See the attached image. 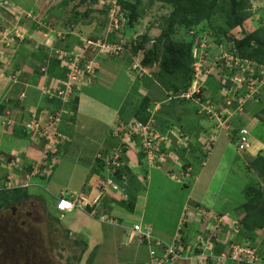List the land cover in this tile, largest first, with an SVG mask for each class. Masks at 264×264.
Listing matches in <instances>:
<instances>
[{
    "label": "crops",
    "instance_id": "1",
    "mask_svg": "<svg viewBox=\"0 0 264 264\" xmlns=\"http://www.w3.org/2000/svg\"><path fill=\"white\" fill-rule=\"evenodd\" d=\"M94 15L95 14H92L90 16ZM94 17L98 19L99 23H94L95 19L93 18L90 19L89 22L84 23L79 29L78 37L75 34H69L70 36L67 38V42L64 43V45L68 48H70L72 44L75 46L79 45V33H82L81 31L91 29L93 35L100 32L102 34L104 28L102 25L103 22L105 23V18L102 20L99 16ZM6 18V11L0 7V31L1 28L10 24ZM4 21H7L8 24H5ZM34 28L35 26L28 25L29 30H34ZM77 29L78 28H75L76 31ZM125 34L128 35L127 32ZM179 35H181V33ZM22 43H24L22 46H31V49L26 47L21 48L19 51L17 48L18 51H16L14 59L10 62L11 67H7L6 62L0 60V152H3L8 159L16 158L19 163L18 167L13 169H7L8 167L4 163L5 169L2 168L0 174L9 176L12 179L14 187H25L28 189L29 193L31 192L30 186L43 188L47 194L49 191L55 199V208L59 198L62 196L72 197L82 195L93 197L94 192H92L88 184L91 174L99 170V165L95 162L97 154L100 151L112 148V146L116 144L118 139L113 138L116 128L119 127L120 124L130 123L136 120L134 115L135 111L141 101L144 98L149 97L152 100V105H159L158 110L156 111L158 118L157 120L155 119L158 130L163 134H171L173 138L172 144L163 145L164 153L168 155L166 157V164L164 165L163 163L161 164V169L154 170L158 173V188L160 186H163V188L167 187L165 188L166 193H169L171 190L176 192L178 189L177 185L190 189L188 194H180L176 198L173 194H167L166 201L160 199L158 202V214H155L156 218L151 221L146 220L147 191H144L142 188L136 190L128 181L129 178H127L122 186L125 190H128V187L129 190H136L135 192L130 193L132 195L131 197L134 198V209L133 211H129L119 200L115 205H112V208L108 207L106 213L114 220L115 224L102 223L87 211L82 210H75L61 214V217L63 218L62 226L70 232L69 235H71L73 239L77 238L87 242L88 247L86 251L91 252L97 249L104 244V240H106L109 235H116L114 230L107 228L113 226L124 231V237L129 248L134 246L133 250H129L130 253L126 259V262H128L127 264H144L148 262L150 258L148 246L140 245L136 241L131 243L128 241L130 229H132L134 225H151L155 237L170 243L177 232L182 214L186 213V215H189L187 218V225L184 226L187 232V240L195 242L199 235H204L205 233L208 235V231L213 227V223L208 224L206 221H203L195 208L198 207L212 210L219 215L227 214L234 218L239 216L237 209L244 203L235 204L236 208H230V204L232 203L231 198H227L226 196L221 197V195L224 193V190L226 189L225 187H236L234 178H232V182H229L230 176L232 175L231 170H233L234 167L232 161L235 159V155L242 159L243 154L236 153L227 137L217 131L215 123V126L211 127L204 128L202 126V123L206 124L205 122L209 121L211 125L212 122L206 114L201 111L199 103L191 100H186L185 102L168 101L164 96L168 95L169 98L172 91H168L166 87L158 81L153 72L147 70L151 73L152 77L145 76L144 78L137 80L131 72L132 58L130 56H123L118 59L110 58L111 60L106 62L103 66V77L107 78L108 76L114 83H118V75L111 70L113 67L118 66L121 72L128 77L130 82L126 89L127 99L115 115H113V112H110L112 117L108 119L110 122L108 126H104L103 128L102 124L92 125L88 122H82V120L77 124L76 119L80 113H84L81 114L83 116L98 115L103 121V112L109 113L108 110L105 109L108 108V106L93 97L94 93L85 92L84 88L78 93V110L74 115V119H71V117H69L71 116V111H67L70 102L47 100L46 96H43L41 91L40 85L42 83H44V87L51 91L55 90L57 87L63 86L62 82L64 81L60 80V78H63L61 70L58 67L57 70L52 69L53 67H51L50 64H48L49 66L46 72H42V69L39 70L37 66H34L33 60H43L42 57L46 56L43 48L39 47L40 44H37V42L35 44L32 39H27ZM3 45L4 44H2V46ZM18 45L16 47H18ZM60 45H57V47L59 48ZM13 51L14 50L11 48L7 49V52ZM215 56L216 55H214V57ZM209 62L210 64L215 63V60L213 62L212 56H210ZM47 63L50 62L47 61ZM213 64H211V66H214ZM42 68H44V66ZM58 70H60V74H58ZM152 70L158 71V67L155 65ZM53 73H56L57 75ZM213 74L212 71L211 76ZM145 79L155 81L152 83L158 85V93L155 88L148 91L142 86ZM44 80L45 82H43ZM210 80H208L206 84L207 93L205 97L216 101V99L210 97L208 93V84ZM46 83H48L47 86ZM95 83L96 80L91 85L92 89L95 86ZM106 90L112 92L111 89ZM131 95L134 98L132 101ZM73 99H71V102ZM94 104L98 106L93 108V106H96ZM99 105H103L105 108L99 107ZM62 109L67 116L61 118L59 125L50 126L51 130L53 128L56 133L59 134L60 132L62 134L59 142L57 140V143L54 145H48L49 140L45 137L40 138L39 135L33 137L29 134H25L24 131L26 125L34 118V114L37 115L38 118L40 117L41 132L44 131L42 128L49 126L51 121L54 120L53 117L61 112ZM152 110H154V108ZM46 114L50 115L46 117ZM259 114L260 113L258 112L246 110L245 106L244 116H237L236 119L242 126H245L248 129V126H250L253 119H258L257 116ZM194 117L201 122L200 127L192 124L191 120L194 119ZM203 118H205L206 121ZM75 125L80 129L78 130L76 128L75 131L68 129ZM90 126L94 133L105 129V135L101 139H94L89 149H83V147L85 148L87 141L84 137L86 135L84 131L88 130ZM182 132L184 134L188 132L187 135L190 140L187 141V146L181 145L177 140L178 134ZM199 133L202 138L199 137ZM213 134H216V136L220 138L224 136L231 147L228 145L217 149L220 140L218 139V142L214 147L216 150L214 154H211V158L209 159L210 162L202 168L201 161L206 155L204 144L209 135L211 136ZM250 141L251 148L248 149L249 151L254 147L251 135ZM59 145H61L60 148ZM59 149L61 150L59 151ZM50 150L54 157L49 158L48 156V159H46L45 156L47 155L45 153ZM140 150H142V148L139 146V143H133L129 147L128 153L125 154L126 164L129 165V168L136 176L137 183L138 178L144 175L141 164L142 154L140 153ZM248 150L244 152V155L248 158L247 167H249V160L255 158L258 153L263 152V149H261L253 154ZM229 153H231V155ZM214 155L217 157L214 158ZM58 156H60V158ZM218 156H220L219 160ZM142 160L145 164L144 159ZM54 164L57 165L56 169L53 173H49L51 172V166ZM188 165H192L195 168V175H199L198 181L195 179H189L188 183L182 185L168 177L169 173L179 172ZM154 171H152V174ZM249 174L250 173H248L247 169L245 174L247 179L244 177L245 185L239 182L241 188L245 189L248 186L246 180L250 177ZM151 183H153L152 176ZM213 190H217L216 195L212 192ZM33 196L38 197L42 195ZM43 197L44 199L48 198L47 195ZM176 200L177 202H175ZM44 203L46 202L44 201ZM186 205L192 206L191 212H184ZM160 209L162 210V213H160ZM231 209L235 212H231ZM161 215L165 216L161 217ZM156 223L158 225H156ZM226 228L229 227L226 226ZM230 228L232 229L231 226ZM238 234L239 235L234 239L235 242L245 243L247 240H250L247 237L243 239L245 236H240V232ZM255 240L263 245L262 248H264V235L258 232ZM160 251H163V249L160 248ZM217 251L225 252V247L220 245ZM86 255L88 257L90 254ZM143 260L144 262H142ZM184 262L188 261H183V263Z\"/></svg>",
    "mask_w": 264,
    "mask_h": 264
},
{
    "label": "rangeland",
    "instance_id": "2",
    "mask_svg": "<svg viewBox=\"0 0 264 264\" xmlns=\"http://www.w3.org/2000/svg\"><path fill=\"white\" fill-rule=\"evenodd\" d=\"M0 0V7L6 10V20L4 21L5 26L4 29L1 30L0 34V59L4 60V62H11L16 55V51H20L21 48H29L31 46L26 45L22 46L24 41H19V38H14L15 34L18 33L20 36H27L28 34L30 38H32L33 42L36 44H40L39 47L43 48L44 52L46 53L45 57H42L43 60H33L34 66H37L39 70L42 69L44 66V70L47 71L48 64L47 61H51V57L53 53L59 52L57 49V45H60L61 42L67 37L69 34H75L78 37V31L82 27L84 23L83 20H79L76 22L77 19L80 18V14L83 12L90 11L94 12V16H99L101 19L103 17V11L96 10L94 8V4L90 3V0ZM8 6H3V4L7 3ZM127 0L122 1L123 2ZM135 1V0H131ZM140 18L136 23L134 28H131L130 25H124L121 27L115 34L114 37L109 39H104L103 37L99 38L105 40L108 43H121V40L127 44L132 42H139V38L144 34H149L151 37L158 36L161 33V30L165 27L164 25V18L167 17L169 13V9L159 0H141L140 1ZM252 4V17L250 20L244 22L246 26V30L248 32H252L256 29L257 26L260 24V19L264 16V0H251ZM125 14H127V10L124 8ZM19 11L18 16L23 15L24 17L21 19L20 24H16L17 21L14 20L16 15L15 11ZM25 10L26 12H30L31 22L27 23L26 20V13H21L20 11ZM100 11V12H99ZM94 16H90L89 19H95L94 23H99L98 19ZM127 16V15H126ZM106 23H109V18L106 16L105 19ZM24 22L27 23V27L25 26ZM28 25L35 26V29L30 31L28 29ZM75 28H78L77 31ZM87 29V28H86ZM85 29V30H86ZM6 31V32H5ZM206 32L212 34L211 37L207 36L206 40L208 43L211 44L210 48V56L212 59L215 58L214 55L218 56L221 52L217 45L225 44V42L218 43L215 39L217 38L215 34L213 35V31H211V27L209 29H205ZM11 32V37L14 39L4 38V36ZM79 33L81 38L86 43L88 40H92L87 38L84 35L92 33V30L81 31ZM128 33L126 35L125 33ZM6 33V34H3ZM111 34V33H109ZM106 35V34H105ZM181 36V35H180ZM42 37V38H40ZM79 38V39H81ZM78 39V40H79ZM98 39V40H99ZM96 41V40H94ZM2 44H4L2 46ZM19 44V45H18ZM83 42L80 40L79 46H82ZM18 45V47H16ZM22 46V47H19ZM134 46V45H133ZM16 47V48H15ZM75 47L74 44L71 45L70 50ZM14 50L13 52H7V49ZM18 48V50H17ZM85 48V46H84ZM66 52L67 55L70 54V50L60 49ZM224 50V49H223ZM140 52L136 57L135 60L141 58ZM83 54V53H82ZM66 56V55H63ZM89 56H92L91 51L89 52ZM121 56V55H120ZM118 56V57H120ZM114 56H110L112 58ZM47 60V61H46ZM111 60V59H110ZM46 61V62H44ZM109 60H102L101 67H100V75L98 79H96L95 86L93 89L91 86H88L84 89L85 92L94 93L93 97H95L101 103H105L108 108H105L103 105H99V107L105 108L108 110L109 113L103 112V121L99 118L98 115L95 116H83L80 113L77 116L76 123L80 122H88L89 124H102L104 126L109 125L108 119L112 116L110 112H113L115 115L120 107L124 104L125 100L127 99L126 89L130 84L129 79L125 74H123L118 66L113 67V70L119 77L118 83H114L111 78L107 76V78L103 77L102 71L103 66ZM1 64V63H0ZM213 64V63H211ZM214 65V64H213ZM226 66L222 62L219 65V61L217 64L212 66L213 75L211 76V80L208 84V93L209 96L215 98L216 101L222 100L223 96L225 95V89L222 87H226L228 85V80L226 79L225 75H227ZM63 72V70H61ZM58 70V74L61 73ZM57 75L56 73H53ZM133 74V73H132ZM122 75V76H121ZM133 76L140 80L142 79L140 76L136 77L134 74ZM154 77V75H153ZM214 81H213V80ZM45 82V80L43 81ZM153 80H144L143 87L151 91V89H156L158 93V85H156ZM48 83H46V86ZM41 88L44 87V83H42ZM49 87V86H48ZM111 89L112 92L106 90ZM263 91L259 93L256 97H258L259 101H249L246 104V110L258 112L264 118V88ZM207 93V88H205V94ZM133 94V93H131ZM168 99V95L164 96ZM255 97V96H253ZM255 97V98H256ZM134 98L131 95V101ZM60 101V100H58ZM70 105V104H69ZM96 105V104H94ZM98 105L93 106L96 108ZM70 112V111H69ZM74 115V114H73ZM71 114V116H73ZM67 116L64 113V117ZM203 116V115H202ZM205 121L206 119L203 118ZM193 125L198 127L201 126V122L198 121L196 117L191 120ZM211 125L209 121L205 122L206 124L202 123L204 128L214 126V122L211 121ZM79 130L76 125L73 127H69L73 131ZM250 131V135L252 138V144L254 143V147L249 151L250 153H257L258 150L260 151L263 149L262 155L264 156V123L260 119L254 118L253 121L248 126ZM86 135L84 136L86 141L85 148L89 149L92 145L93 140L101 139L105 135V129H102L96 133L92 132L91 126L88 130L84 131ZM186 133V132H185ZM188 133V132H187ZM186 133V136H188ZM190 134V133H189ZM194 135V134H193ZM199 137L202 138L201 134L199 133ZM212 137V136H211ZM219 146H228L229 143L226 141L225 137L219 138ZM218 142V141H217ZM230 146V145H229ZM231 147V146H230ZM216 148L212 150V154H214ZM233 153V152H232ZM231 155V153H229ZM213 156V155H212ZM217 157L214 155V158ZM235 159L232 161V165H234L233 170H231L230 181L232 182V178L236 182V187H225L224 193L221 197L226 196L227 198H231V206L230 208H236L235 204H240L245 202V190L241 188L239 182L245 185V176L247 170V161L248 158L243 154L242 159L238 158L237 155L234 157ZM56 159V158H55ZM207 163L210 162L207 158H203ZM220 156H218V160ZM57 161V159H56ZM167 161H164V165ZM246 162V163H245ZM231 163V162H230ZM243 173V175H242ZM152 174V173H151ZM0 176H3L2 174ZM152 180L153 183H149V186L144 191L146 192V203H147V216L146 220L151 221L155 217V214H158V202L161 200L166 201L167 194H173L176 198L180 194H188L190 189L183 187L181 185H177V191L171 190L169 193H166L167 187L163 186L158 188V173L153 172ZM199 178V177H198ZM36 181V180H34ZM247 184L249 185L252 183V178L249 177ZM249 182V183H248ZM19 187V186H18ZM58 187V186H56ZM239 187V188H238ZM164 189V190H163ZM30 194L33 195H47L48 198L41 200L36 196H33L29 199L22 200L19 203L7 206L0 210V264H87L84 261L86 254L94 253V260L93 263L90 264H127L126 259L129 256V250H133L134 246L127 245L125 240V233L121 231L120 228L109 226L110 230H114L116 235L108 236L106 240H104V244L98 247L97 249L89 252L86 251L85 255L82 254L81 261L74 260L75 256L79 255V249L74 247L72 236L67 238V229H65L63 224V218L61 214L57 212L55 205H54V197L47 192L43 188L33 187L30 186ZM212 192L215 193L217 190H213ZM166 193V197H165ZM182 198V197H181ZM184 198V197H183ZM44 201L46 203H44ZM177 202V200L175 201ZM241 204L240 206H242ZM229 206V205H228ZM239 206V207H240ZM238 207V208H239ZM162 213V210H159ZM231 212H235L231 209ZM154 216V217H152ZM158 216V215H157ZM165 215H161L164 217ZM59 218L60 224L55 220ZM158 220V218H157ZM161 222V221H160ZM156 225H158L156 223ZM223 230L225 228L223 227ZM228 231L232 235H236L235 230L228 229ZM261 234L264 235L263 231H259ZM242 234V232H240ZM239 235V234H238ZM157 238V237H156ZM264 242V241H263ZM70 260V261H69ZM188 260H179V264H190V262H184ZM144 262V260L142 261ZM228 264L233 263L232 261H228ZM226 263V264H227ZM134 264V263H132Z\"/></svg>",
    "mask_w": 264,
    "mask_h": 264
},
{
    "label": "built area",
    "instance_id": "3",
    "mask_svg": "<svg viewBox=\"0 0 264 264\" xmlns=\"http://www.w3.org/2000/svg\"><path fill=\"white\" fill-rule=\"evenodd\" d=\"M123 0H98L95 4L96 8L104 11L109 18L108 32L115 33L121 27H123L128 19L122 6ZM8 4V3H6ZM32 14L26 12V17L31 19ZM241 31L233 33L235 38H240ZM188 38L192 37L194 49H193V70L194 80L192 85L179 94L170 93L168 101H195L200 104L201 111L206 114L209 120L213 121L216 125L217 131L227 137L233 146L234 150L238 154H243L248 148L251 147L250 132L249 130L240 124L236 119L237 116L243 117L245 106L249 101L258 102L256 97L263 91L264 88V66L259 65L253 60L242 58L238 55L235 48L231 46V42L228 43L227 48L225 45H217L221 52L218 56L213 58L215 64L222 61L227 67L228 85L224 87L225 95L222 100L214 101L205 97V88L207 81L212 74V66L209 62L211 44L208 43L206 37H211V33L204 32L199 33L195 30L186 31ZM85 46V48H84ZM132 44H125L122 40L121 43H108L105 40H88L82 46L75 47L70 50V54L58 50L55 55L62 61V68L66 73V82L63 88H57L55 90H48L46 87L41 88L43 96H49L50 99L57 98L63 102L69 101L71 95L76 93V90H80L82 85H88L92 82L93 78H96L99 73V66L102 58L106 56L120 55L132 57L131 72L136 76L144 78L145 76L152 77L151 73L147 71L145 67L141 65L138 60H135L131 49ZM224 49V50H223ZM91 51L92 56H89ZM83 53V54H82ZM66 55V56H63ZM1 60V59H0ZM9 65V62H6ZM43 72H46L42 69ZM58 90V92H54ZM255 96V97H253ZM158 104L154 107L152 116L146 123L139 120L127 124H120L115 130V136L121 137V142L128 148L133 144L136 139L140 143V147L143 148V152L147 154L148 164L151 168H160V165L156 162L159 159L160 164H163L166 156L162 154V146L166 144H172L173 138L171 134H163L157 128L155 120V112L158 110ZM64 111L57 113L50 125L42 128L44 131L40 132V119L34 118L26 125L25 131L33 137L39 135L40 138H47L48 145H54L60 141L61 135L57 134L54 129H50L51 125L57 126L63 116ZM50 114H46L48 117ZM238 123V125H237ZM214 125V126H215ZM54 126V127H55ZM212 136V137H211ZM209 135L205 141L204 149L206 158H211L212 150L217 144L220 137L216 134ZM177 140L181 145L187 146L189 136H186L183 132L178 134ZM47 145V146H48ZM124 146V147H125ZM51 151V150H50ZM49 152V151H48ZM48 152L45 154V158H48ZM122 147L114 149L111 155L103 156L98 155L104 162L105 174L94 173L89 181L91 190L95 193L94 198L86 196H72L68 198L62 196L57 203V210L61 213L71 212L75 209L86 210L89 207L93 208L92 214H96L98 210L103 208L104 200L107 198H117L120 200H128V194L124 187L126 178L121 181L115 180L117 169L122 165L120 158L122 157ZM7 164V169L17 168L18 160L11 159L7 161L4 154H0V170ZM207 161H201V167L204 168ZM194 167L188 166L185 169L169 173L170 179L177 183L185 185L189 182V179H197V175L194 173ZM1 172V171H0ZM1 175V174H0ZM6 176V175H5ZM8 180H0V189L3 185L6 187H12L11 178L6 176ZM188 211V207L186 208ZM200 216L207 221L208 224L213 223V227L208 231L206 237L199 236L194 243L184 246V235L182 227H179L175 238L170 243H165L162 240H155L153 236V229L147 224H136L130 229L129 242L137 241L139 243H154L156 246H163L165 251L162 256L156 255V252L151 250L150 262L148 264H174L179 260H188L190 264H226L228 261L234 263H248V264H264V258L260 257L258 253V247L252 244H240L233 242L232 238L226 234L223 227L226 221H230V224L234 228H239V221L231 219L229 216H222L215 213L212 210H198ZM102 221H108L114 223L113 219H107L105 216H101ZM219 245H226L227 250L220 254L216 253V247Z\"/></svg>",
    "mask_w": 264,
    "mask_h": 264
},
{
    "label": "trees",
    "instance_id": "4",
    "mask_svg": "<svg viewBox=\"0 0 264 264\" xmlns=\"http://www.w3.org/2000/svg\"><path fill=\"white\" fill-rule=\"evenodd\" d=\"M97 1L98 0H90V3L94 4V8L96 10H100L95 7ZM140 1L141 0H135L133 2L131 0H127L123 2V6L127 10L126 15L128 21L126 25H130L131 28L135 27L140 18ZM159 2H162L169 9L167 17L164 18L165 27L161 30V33L158 36L151 37L149 34L142 35L139 38L138 45H134L131 49V52L133 56L136 57L139 54L140 50L143 51V56L139 59V62L148 71L153 72L158 81L164 87H166L168 91H172L177 95L183 91H186L192 85L194 80V44L192 37L188 38L186 36V31L188 30H195L199 33H204L205 29H209V27H211V31H213V35L215 34V36L217 37L215 40L218 43L224 41V45L226 46L229 42H231V46L236 49L238 55H240L242 58L253 60L259 65L264 66V16L260 19L259 26H257L253 32H248L244 26V22L252 17L251 0H159ZM93 13L86 10L85 12H83V14H80V18L77 19L76 22H79V20L89 22L90 15H92ZM106 16L107 14L103 11V17H105V19ZM102 26L104 28L106 27V21L105 23L103 22ZM239 31H241V37L235 38L233 33ZM180 33L181 36L179 35ZM101 35L102 34L100 32L95 35L90 33L84 36L92 40H98L99 38H101ZM111 37L114 36H110V38ZM66 42L67 39L65 38L59 48L66 50L68 48L64 45V43ZM149 43H152V45L149 46ZM123 56L125 55L112 58L118 59ZM102 60H110V55ZM49 64L51 67H53L52 69L54 70H57L58 68L60 70H63L61 65L62 61L58 57H53ZM220 64H222V61L219 62V65ZM155 65L158 67V71L152 70ZM100 67L101 64L99 66V70ZM62 77L63 78H60V80L64 81L62 82L64 86L67 80L65 71L62 72ZM95 80L96 78H93L90 84L82 85L80 90L91 86ZM75 91L76 95L73 97V101L70 102V105L67 108V111H71L72 115H75L78 110L77 96L79 90L75 89ZM48 97L49 96L47 95V100H49ZM178 102L185 101L178 100ZM151 107L152 109L155 107V105H152V100L149 97L144 98L134 113L136 120L146 123L152 116ZM262 111H264V109ZM74 115L69 117H71V119H74ZM257 117L264 123V118L261 116V114H259ZM157 118L158 117L156 114L155 119L157 120ZM24 132L25 134H29L26 131ZM59 134L62 135L60 132ZM137 140L138 139H136V141ZM120 144L123 146H121ZM120 144L116 143L112 146V148L100 151L97 154L95 160V162L99 165V170H97L101 174H105V171L103 169L104 162L100 160V157H98V155H111V152L114 149L121 146L123 153L122 157L120 158V162L122 163V165L117 169L115 180L121 181L123 177L129 178L128 181L131 185L134 186L136 190H139L140 188H142L143 190L147 189L149 183H151L152 171L158 170L159 167L151 168L149 166L147 160L148 156L143 152L142 148V151L140 150V153L142 154L141 164L144 175L138 178L137 183L136 176L125 161V145L121 141ZM60 147L61 145H59V148ZM125 148L129 149V147L127 148L126 146ZM60 150L61 149H59V151ZM162 151L164 152V146H162ZM51 153L52 151L48 152L49 158L54 157V155H52ZM58 157L60 158V156ZM204 157L206 158V156ZM142 159H144L145 164L142 162ZM156 162L158 163V165H161L159 159L156 160ZM248 165L249 167H247V169L248 173H250V177L252 178V183H250L244 189L245 202L237 209V211L239 212L238 215L242 230L241 236H245L243 237V239L248 237L250 240H252L256 238L257 230H264V156L262 155V152L258 153L255 158L249 160ZM56 166V164L51 166V172L49 173H53L56 169ZM1 179L2 181H7L3 176H0V180ZM136 190H129L128 187L127 193H129V200L127 202H121L122 205L129 211H133L135 204L134 198L131 197L132 195L130 193H133ZM31 197L32 195H30L28 189L25 187H6L3 185V188L0 189V210ZM37 198L44 200L43 195L38 196ZM114 201L115 200H106V205L112 208ZM55 220L60 224L59 218H56ZM66 231L68 233L66 237L69 238L71 236L69 235L70 232L68 230ZM204 236H207V234L205 233ZM71 238L73 240L72 242L74 244V247L78 248L80 252L78 256L74 257V260L80 262L82 260V254L85 255L86 253L88 244L85 240H80L77 238L73 239V237ZM191 243L193 242L185 241L184 246ZM142 245L148 246L147 242ZM150 247L154 252H156V255L158 256H162L163 254H165V250L160 251V248L157 247L154 243L151 244V246H148V250ZM150 259L151 258H149V261L144 264H148L150 262ZM93 260V254H90L88 257L86 256L84 259L87 264L93 263ZM178 262L179 261H176L174 264H177Z\"/></svg>",
    "mask_w": 264,
    "mask_h": 264
},
{
    "label": "clouds",
    "instance_id": "5",
    "mask_svg": "<svg viewBox=\"0 0 264 264\" xmlns=\"http://www.w3.org/2000/svg\"><path fill=\"white\" fill-rule=\"evenodd\" d=\"M5 1V0H4ZM3 1V2H4ZM7 3H8V1H7ZM97 3V2H96ZM2 5L3 6H8V4H3L2 3ZM6 11V10H5ZM21 13H26V11L25 10H22V11H20ZM15 13H16V15H15V17H14V20L15 21H17L16 22V24H20L21 23V19L24 17L23 15H21V16H18V13H19V11H15ZM27 13H30V12H27ZM26 20L28 21L27 23H29V22H31V19L30 18H27L26 17ZM27 23L26 22H24V24H25V26L27 25ZM32 23V22H31ZM27 27V26H26ZM5 27H3V28H1V30L2 29H4ZM35 29V28H34ZM30 31H32V30H30ZM6 32V31H5ZM0 33H1V31H0ZM3 34H6V33H3ZM106 34V35H105ZM115 34H116V32L115 33H111V34H109V32H108V23H106V27L105 28H103V33H102V35H101V37H103L104 39H109L110 38V36H115ZM27 36H20L18 33H16L15 34V36H14V38H16V39H18L19 38V41H25V40H27V39H29V40H31L32 38H30V36L28 35V34H26ZM80 37V36H79ZM4 38H9V40L10 39H14V38H12L11 37V32H8L5 36H4ZM81 38V37H80ZM66 39H67V37H66ZM83 39H85V38H81L80 40L83 42V44H84V40ZM131 43V42H130ZM82 44V45H83ZM132 44V46L133 45H138V42H132L131 43ZM152 45V43L150 44L149 43V46H151ZM75 47H79V45H76ZM75 47H73V48H75ZM72 48V49H73ZM57 49H61V48H58L57 47ZM66 50H70V48H67ZM140 52H142L141 53V57L143 56V51L142 50H140L139 51V53ZM53 57H57L56 55H55V53H53V55H52V57L51 58H53ZM107 57V56H106ZM115 57V56H114ZM135 57V56H134ZM102 59H104V58H102ZM102 59H101V61H102ZM49 61V60H48ZM50 62V61H49ZM100 64H101V62H100ZM1 65V64H0ZM4 67V66H3ZM7 67H11V63H9V65H7ZM43 69V68H42ZM64 71V70H63ZM43 72V71H42ZM100 75V70H99V73H98V76ZM98 76L96 77L97 79H98ZM64 86H60V87H57V88H63ZM56 88V89H57ZM80 91V90H79ZM54 92H58V90H56V91H54ZM76 95V93L74 94V95H71V97L69 98V101H67L68 103L69 102H71V99H73L72 97H74ZM49 98V97H48ZM50 99V98H49ZM54 99H56V100H60V99H57V98H52V99H50V100H54ZM60 101H62V100H60ZM63 102V101H62ZM63 110V109H62ZM64 111V110H63ZM153 111V110H152ZM64 113H65V111H64ZM64 113H63V116H64ZM72 114V113H71ZM155 114H156V112H155ZM35 115V114H34ZM63 116H62V118H63ZM34 117V116H33ZM35 117L36 118H38V116L37 115H35ZM154 117H155V115H154ZM38 119H40V117L38 118ZM157 124V123H156ZM3 125H5V124H3ZM158 128V127H157ZM114 137L113 138H116V139H118L117 141H116V143H118V144H120V141H121V137L120 136H122V135H120L119 137L118 136H115V134L113 135ZM134 143H139L138 141H135ZM121 145V144H120ZM124 145H125V143H124ZM121 146H123V145H121ZM139 146H140V143H139ZM142 148V147H141ZM124 149L126 150V153H128V151H129V149H126L125 147H124ZM249 149V148H248ZM247 149V150H248ZM246 150V151H247ZM142 151V150H141ZM245 151V152H246ZM163 152V151H162ZM125 153V154H126ZM0 154H4L3 152H0ZM163 154L167 157L168 155L166 154V153H164L163 152ZM5 155V154H4ZM6 156V155H5ZM6 159H7V161H10L11 159H8L7 157H6ZM14 159H16V158H14ZM101 161H102V159H100ZM165 161H166V159H165ZM6 166H7V164H6ZM188 166H192V165H188ZM188 166H186V167H188ZM8 167V166H7ZM185 167V168H186ZM184 168V169H185ZM104 169V168H103ZM159 169H161V165H160V168ZM104 171H105V169H104ZM194 171H195V169H194ZM94 173H100L99 171H95V172H93L92 174H91V177H92V175L94 174ZM197 175V179H195L196 181H198L199 180V175L198 174H196ZM3 177H5L6 178V180H8V178L5 176V175H3ZM169 177V176H168ZM29 178V177H28ZM123 178H125V177H123ZM122 180V179H121ZM126 180H127V178H126ZM90 181V180H89ZM174 181V180H173ZM11 182H12V179H11ZM176 182V181H175ZM89 185V184H88ZM183 185V184H182ZM12 186H14L13 184H12ZM90 187V186H89ZM91 189V188H90ZM93 192V191H92ZM126 192H127V190H126ZM128 194V197H129V193H127ZM95 197V193H94V196L93 197H89V198H94ZM68 198H71V197H68ZM60 199V198H59ZM106 200L108 201V200H115L114 202H113V205H115V203L119 200V201H125V202H127L128 200H129V198H128V200H120V199H114V198H107V199H105L104 200V203H103V208L102 209H100V210H98L97 211V213L96 214H92V211H93V208L92 207H89V208H87L86 210H82V211H87L88 213H90L92 216H94V217H96L99 221H101L102 223H109L108 221H102L101 220V216H105L107 219H112L110 216H108V214L106 213V210H107V208H108V206L106 205ZM188 207V211H186V208ZM192 206H190V205H186L185 206V208H184V212H191L192 210ZM196 209V211H197V213L200 215V213H199V211L198 210H207V209H202V208H195ZM56 210H57V205H56ZM75 210H80V209H75ZM75 210H73V211H75ZM57 212H59L58 210H57ZM72 212V211H71ZM60 214H65V213H61V212H59ZM66 213H69V212H66ZM222 216H229L231 219H234V220H237V221H239V228H234V226H232L231 224H230V221L228 220V221H226V223H225V225H224V228H225V230H224V232L226 233V234H228L230 237L229 238H232V240H233V242H235L234 241V239H235V237L238 235V233L239 232H242V230H241V225H240V219H239V216L238 217H236V218H234V217H232V216H230V215H227V214H225V215H222ZM189 217V215H186V213H183L182 214V216H181V219H180V224H179V227H182V232H183V235H184V240L185 241H188L187 240V236H186V229H185V225H187V218ZM203 219V218H202ZM203 221H206V220H204L203 219ZM113 222H114V220H113ZM207 222V221H206ZM109 224H115V222L114 223H109ZM148 225V224H147ZM151 226V225H150ZM226 226L227 227H229V228H226ZM230 226L232 227V229L230 228ZM179 227H178V229H177V231L179 230ZM228 229H231V230H235L236 231V235H232L230 232H228ZM259 231H263L264 232V230L263 229H259V230H257L256 231V234L259 232ZM260 233V232H259ZM176 234H177V232H176ZM176 234H175V236H176ZM242 234H240V236H241ZM263 235V234H262ZM153 236H154V233H153ZM175 236H174V238H175ZM199 236H204V235H199ZM204 237H206V236H204ZM154 238H155V240H161L160 238H156L155 236H154ZM173 238V239H174ZM248 238V237H247ZM128 241H129V239H128ZM135 241V240H134ZM163 241V240H162ZM133 242V241H132ZM137 242V241H136ZM163 242H165V241H163ZM129 243H131V242H129ZM137 243H139V242H137ZM165 243H167V242H165ZM194 243V242H193ZM237 243V242H236ZM246 244H252V245H256L257 247H258V253H259V255H260V257H262V258H264V248H262V246L263 245H261L260 243H258L255 239H252V240H247L246 242H245ZM140 245H142V244H144V243H139ZM147 244H148V246H151V244H153V243H148L147 242ZM240 244H243V243H240ZM219 244H218V246L216 247V253H218V254H220V253H222V252H218L217 251V249L219 248ZM224 247H225V251L227 250V246L226 245H223ZM157 247H159V248H161V249H163V250H165V248L163 247V246H157ZM151 250H152V248L150 247L149 248V251L151 252ZM234 263V262H233ZM234 264H248V263H234Z\"/></svg>",
    "mask_w": 264,
    "mask_h": 264
}]
</instances>
